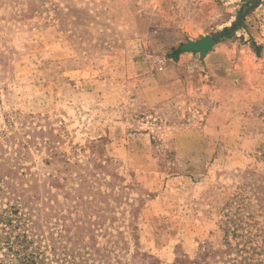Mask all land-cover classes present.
<instances>
[{"label": "rangeland", "instance_id": "1", "mask_svg": "<svg viewBox=\"0 0 264 264\" xmlns=\"http://www.w3.org/2000/svg\"><path fill=\"white\" fill-rule=\"evenodd\" d=\"M245 1L0 0V209L56 264H264V0L181 49Z\"/></svg>", "mask_w": 264, "mask_h": 264}, {"label": "trees", "instance_id": "2", "mask_svg": "<svg viewBox=\"0 0 264 264\" xmlns=\"http://www.w3.org/2000/svg\"><path fill=\"white\" fill-rule=\"evenodd\" d=\"M259 1H245L238 11L236 21L218 32L214 36L215 42L229 37L241 24L246 8L257 6ZM27 221H29L27 215L18 212L14 206L0 209V248L3 249L0 264H56L57 259L46 253V247L42 248L34 243L29 235L30 229ZM50 250L52 256H55L54 249L51 247Z\"/></svg>", "mask_w": 264, "mask_h": 264}, {"label": "water", "instance_id": "3", "mask_svg": "<svg viewBox=\"0 0 264 264\" xmlns=\"http://www.w3.org/2000/svg\"><path fill=\"white\" fill-rule=\"evenodd\" d=\"M215 41L210 35L202 36L195 41H188L181 45L182 50L199 52L201 55L206 54L213 47Z\"/></svg>", "mask_w": 264, "mask_h": 264}]
</instances>
